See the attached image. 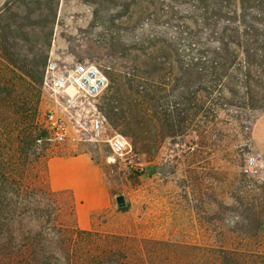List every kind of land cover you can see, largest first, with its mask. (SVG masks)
<instances>
[{"label": "rangeland", "instance_id": "1", "mask_svg": "<svg viewBox=\"0 0 264 264\" xmlns=\"http://www.w3.org/2000/svg\"><path fill=\"white\" fill-rule=\"evenodd\" d=\"M244 13L238 2L215 0H0V155H15L17 136L41 129L51 54L89 61L110 79L98 101L105 140H37L22 160L25 180L47 188L51 158L88 152L101 164L106 208H85L79 224L73 193L60 191V220L264 255V29L247 31ZM225 37L240 46L222 48ZM194 57L199 78L188 75ZM116 135L129 141L132 162L113 154L107 140ZM250 157L252 174L244 170Z\"/></svg>", "mask_w": 264, "mask_h": 264}, {"label": "trees", "instance_id": "2", "mask_svg": "<svg viewBox=\"0 0 264 264\" xmlns=\"http://www.w3.org/2000/svg\"><path fill=\"white\" fill-rule=\"evenodd\" d=\"M198 1L205 5L209 0ZM215 1L219 5L238 2L246 12L242 17L246 30L264 29V0ZM230 13L240 17L239 11ZM220 42L226 50L231 44L240 46V40L229 37L221 38ZM258 58L255 53L250 54L248 61L254 64ZM195 59L188 62V75L199 78L204 72L196 69ZM216 65L212 74L219 77L222 74ZM112 76L115 80L122 78L120 73ZM193 92L198 98L199 91ZM44 135V131L33 127L27 136H17L18 148L9 149L15 155L8 154L6 158L0 155V264H264V255L260 254L101 233L64 224L60 220L64 205L58 199V192L28 183L22 169V160L29 156L30 146Z\"/></svg>", "mask_w": 264, "mask_h": 264}, {"label": "built area", "instance_id": "3", "mask_svg": "<svg viewBox=\"0 0 264 264\" xmlns=\"http://www.w3.org/2000/svg\"><path fill=\"white\" fill-rule=\"evenodd\" d=\"M109 84L108 75L98 65L89 61H65L51 54L42 81L46 109L41 119V130L45 135L38 142L104 141L108 122L98 101ZM107 141L115 156L126 157L132 162L128 140L116 135ZM244 170L249 174L258 171L255 157L246 161Z\"/></svg>", "mask_w": 264, "mask_h": 264}, {"label": "crops", "instance_id": "4", "mask_svg": "<svg viewBox=\"0 0 264 264\" xmlns=\"http://www.w3.org/2000/svg\"><path fill=\"white\" fill-rule=\"evenodd\" d=\"M47 170L48 185L52 191L73 193L79 224L82 222L81 214L85 208L96 212L108 205L109 194L102 166L88 152L51 158ZM81 228L90 229L88 225Z\"/></svg>", "mask_w": 264, "mask_h": 264}, {"label": "water", "instance_id": "5", "mask_svg": "<svg viewBox=\"0 0 264 264\" xmlns=\"http://www.w3.org/2000/svg\"><path fill=\"white\" fill-rule=\"evenodd\" d=\"M117 203L120 208H124L127 205L126 198L123 195L117 197Z\"/></svg>", "mask_w": 264, "mask_h": 264}]
</instances>
